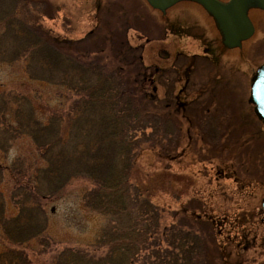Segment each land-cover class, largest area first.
<instances>
[{
  "label": "rangeland",
  "instance_id": "1",
  "mask_svg": "<svg viewBox=\"0 0 264 264\" xmlns=\"http://www.w3.org/2000/svg\"><path fill=\"white\" fill-rule=\"evenodd\" d=\"M18 2L16 26L46 37L61 53L120 73L152 104L153 148L137 156V182L164 214L163 224L200 236L207 248L201 264H264V125L249 103L252 78L264 64V13L256 10L254 36L237 54L219 50L199 4L162 12L147 0ZM7 25L0 21V50L7 49L0 55V100L28 98L37 114H47L62 90L32 80L24 58L10 62L21 44L5 38ZM62 103L65 112L68 102ZM17 159L38 162L30 137L19 135L9 152L0 150L8 218L17 214L11 202L17 178L9 168ZM86 189L77 180L66 196L45 202L43 239L16 247L0 225V255L22 250L31 264H53L65 247L89 245L105 222L84 208Z\"/></svg>",
  "mask_w": 264,
  "mask_h": 264
},
{
  "label": "trees",
  "instance_id": "2",
  "mask_svg": "<svg viewBox=\"0 0 264 264\" xmlns=\"http://www.w3.org/2000/svg\"><path fill=\"white\" fill-rule=\"evenodd\" d=\"M19 2L0 0V21L8 24L5 38L21 44L13 48L10 62L24 58L32 80L62 91L57 107L44 109L47 114H37L28 98L13 102L17 96L8 95L0 100V150L9 152L19 135L30 137L38 149V162L17 159L9 166L17 178L11 196L17 214L6 217L0 191L5 239L16 247L43 239L48 229L45 202L63 198L80 180L89 184L81 196L84 208L105 224L89 245L65 247L53 264H201L207 248L200 236L171 232L137 182V156L142 147L153 148L157 115L152 104L120 73L61 53L46 37L16 26ZM6 53V48L0 50V55ZM62 101L68 102L65 112ZM0 264L31 261L24 251L10 250L0 255Z\"/></svg>",
  "mask_w": 264,
  "mask_h": 264
},
{
  "label": "water",
  "instance_id": "3",
  "mask_svg": "<svg viewBox=\"0 0 264 264\" xmlns=\"http://www.w3.org/2000/svg\"><path fill=\"white\" fill-rule=\"evenodd\" d=\"M147 2L153 9L162 12L181 2L199 4L206 18L217 25L215 35L220 49L227 53L237 54H241L244 43L254 36L253 16L256 10L264 11V0H226L223 2L220 0H147ZM249 103L253 105L256 117L264 125V64L258 67L252 78ZM262 210L264 212V198Z\"/></svg>",
  "mask_w": 264,
  "mask_h": 264
},
{
  "label": "flooded vegetation",
  "instance_id": "4",
  "mask_svg": "<svg viewBox=\"0 0 264 264\" xmlns=\"http://www.w3.org/2000/svg\"><path fill=\"white\" fill-rule=\"evenodd\" d=\"M255 10V9H254ZM250 12V11H249ZM251 12H253V10L251 11ZM263 13H264V11H262ZM255 16V15H254ZM253 16V17H254ZM205 18H206V16H205ZM263 18H264V14H263ZM206 20L208 21V25H210V27H208L211 31H212V33L214 34V39H217V37H216V33H215V30H216V23H214V21L212 22L210 19H208V18H206ZM253 23H254V21H253ZM218 40V39H217ZM217 44V43H216ZM217 47L219 48V50H220V46H219V42H218V44H217ZM218 50V51H219ZM221 52V51H220ZM261 216H262V222H264V212H263V210H262V208H261Z\"/></svg>",
  "mask_w": 264,
  "mask_h": 264
}]
</instances>
